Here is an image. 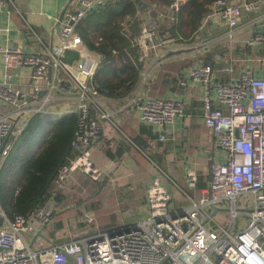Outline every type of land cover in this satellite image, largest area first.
<instances>
[{
    "label": "built area",
    "instance_id": "obj_1",
    "mask_svg": "<svg viewBox=\"0 0 264 264\" xmlns=\"http://www.w3.org/2000/svg\"><path fill=\"white\" fill-rule=\"evenodd\" d=\"M3 2L0 0V6ZM104 3L105 0H77L74 7L66 6L60 19L61 42L44 53L25 54L0 46L5 69H29L33 100L40 91L45 92L41 105L33 106L27 94L12 87L11 75L6 72L0 82V100L14 108L13 114L43 111L59 81L67 80L77 90L73 111L78 120L71 143L76 156L59 168L55 181L58 190L63 189L75 171L83 172L92 180L102 177L90 153V146L100 131L94 114L104 119L110 115L95 86L87 84L86 79L93 76L97 63L80 52L82 41L75 33V26ZM262 5L264 0H214L208 5L206 15L217 16L230 31L239 25L242 7L254 11ZM179 6L180 2L175 1L170 10L176 13ZM140 33L141 46H153L154 38L158 37L153 32V24L143 26ZM261 38L255 34L248 41L252 43ZM71 51L79 53L75 66L64 60L65 54ZM188 78L201 83L203 123L216 146L226 153L225 162L211 164L208 185L197 199L191 200L189 207L170 209V194L156 175L146 188L144 219L52 246L46 252L48 258L33 251L24 235H33L48 223L49 209L41 206L27 219L18 214L8 218L0 210V264H264V79L244 69L228 83L214 85L211 93L209 65L192 68ZM141 85L143 82L137 87L132 102L142 122L163 128L181 113L179 101L160 97L139 99ZM215 103L222 104L227 111L216 108ZM23 128L24 125L17 126L9 115L0 117L1 159L7 157L12 147L3 140L11 133L17 137ZM159 139L165 140V134L160 133ZM188 177V184L193 186V174L189 172ZM246 195L250 196L251 208H237L239 200ZM223 205L227 208H221ZM222 209L229 211L228 226H220L212 218ZM240 215L247 218V223L237 230L235 219Z\"/></svg>",
    "mask_w": 264,
    "mask_h": 264
},
{
    "label": "crops",
    "instance_id": "obj_2",
    "mask_svg": "<svg viewBox=\"0 0 264 264\" xmlns=\"http://www.w3.org/2000/svg\"><path fill=\"white\" fill-rule=\"evenodd\" d=\"M175 1L181 4L185 0H174L173 3ZM173 3L154 11L148 5L145 8L138 7L139 26L134 41L140 50L142 63L134 89L119 97L98 94L110 115L109 119H104L94 114L101 129L90 146V153L93 163L101 169L102 177L92 180L83 172L75 171L68 178L70 180L77 175L82 182L94 185L89 194L91 200L81 198L82 202L79 203L83 215L91 213L97 216L95 223L85 226V232L90 235L104 227L120 228L144 219L147 215L146 188L156 175L160 176L161 185L170 194V209L189 207L191 200L197 199L200 191L208 185L211 164L225 162L226 153L216 146L203 123L202 85L188 78L189 70L202 65L211 67V93L214 85L228 83L244 69H249L254 77L264 79V5L254 11L242 7L239 25L230 31L217 16H207L206 12L191 40L178 43L168 33L156 32L160 26L168 28L172 24L174 13L170 7ZM76 4L77 0H4L0 6V46L17 49L25 54H40L58 46L61 42V14L66 6L74 7ZM147 24H153V32L158 36L154 38L153 46H141L139 40L140 30ZM255 34L262 38L249 42ZM177 50L182 51L166 56L168 52ZM80 52L98 65L100 55L89 51L83 43ZM65 57L67 64L75 66L79 53L71 51ZM71 69L76 74L73 67ZM6 72L11 75L13 88L27 94L26 98L33 106L41 105L45 92L40 91L43 93L39 95V92L34 98L36 100H33L29 69H5L0 54V82ZM79 78L84 80L82 76ZM86 81L88 86L94 85L93 76ZM140 82L143 85L139 99L160 97L181 102V113L163 128L140 120L137 106L132 102ZM76 94L77 90L71 83L59 81L58 88L51 92V98L43 106V111L15 115L14 108L0 100V117L9 115L17 126L24 127L39 113H49L56 119L63 113L73 111ZM215 107L227 111L222 104L215 103ZM114 129L116 131L113 132ZM160 133L165 134V140L159 139ZM15 138L11 133L3 141L13 144ZM37 145L33 146V150ZM108 151L112 156L107 154ZM128 159L134 165L133 168L127 165ZM5 161L6 158H0V171ZM189 172L194 176L193 186L188 184ZM101 182H104L103 186H99ZM64 196L63 202L68 204L70 200L69 210L72 211L75 205L71 197L74 196ZM53 204L51 201L43 206L50 211ZM0 210L3 211L1 207ZM40 229L33 235H24V239L33 251L43 253L46 258L50 247L71 241L47 238ZM37 232L40 234L37 235Z\"/></svg>",
    "mask_w": 264,
    "mask_h": 264
},
{
    "label": "trees",
    "instance_id": "obj_3",
    "mask_svg": "<svg viewBox=\"0 0 264 264\" xmlns=\"http://www.w3.org/2000/svg\"><path fill=\"white\" fill-rule=\"evenodd\" d=\"M142 1L154 11L169 7L174 0ZM213 1L185 0L174 13L172 24L168 28L160 26L156 29L157 34L168 33L175 42H189L202 16L207 12L208 5ZM139 8L135 1L105 0L104 5L90 12L75 26V33L80 36L84 46L100 55L93 74L97 94L124 96L136 86L142 63L140 50L134 41L138 33ZM64 60L67 61L66 57ZM77 120L75 111L63 113L56 119L49 113L36 114L15 138L0 171L1 209L10 218L18 214L27 219L37 208L52 201L55 209L52 207L49 221L40 231L47 238L57 241L64 233L60 230L65 228L58 218L62 212L58 207L64 204L65 196L58 190L55 181L59 168L76 156L71 143ZM36 144L37 148L33 150ZM107 154L112 156L109 151ZM103 185L104 182L99 183V186ZM71 198L75 205L73 214L82 218L77 226L78 233L70 238L71 241H76L90 235L85 232V226L92 222L85 220L86 217L79 208L82 199L76 196ZM56 218L58 220L54 221ZM117 227H104L94 233L111 231Z\"/></svg>",
    "mask_w": 264,
    "mask_h": 264
},
{
    "label": "rangeland",
    "instance_id": "obj_4",
    "mask_svg": "<svg viewBox=\"0 0 264 264\" xmlns=\"http://www.w3.org/2000/svg\"><path fill=\"white\" fill-rule=\"evenodd\" d=\"M114 131H116V130L114 129L113 132ZM127 165L132 167V168L134 166L130 159L127 160ZM93 187H94V185L92 186V184L89 182H87V183L82 182L80 180V177L76 175V176L72 177L70 180L68 179L66 181V184L63 187V189L61 190V192L67 196L89 198V194L92 192ZM88 200H91V199L89 198ZM170 205L172 206V202ZM70 206L71 205H70V200H69L68 204L64 203V205H59V207H58L59 208L58 210H62V212H60V217H58V218L61 219V221L64 223V226H65V228L63 230H60L61 232H64L62 234V236L60 235V239H62L61 241L70 240V238H71V236H73V234L78 233L77 226L80 222H82V218L80 215L77 216V215L73 214V211L69 210ZM221 208H227V207H226V205H223ZM237 208L250 209L251 208L250 196L249 195L243 196L241 198V200H239V202L237 204ZM50 214H51V209H50ZM85 217H86L85 220L90 219L92 223L96 222L97 216L95 214H91V213L88 214L87 213V215L85 214ZM134 218H135V216H134ZM212 218L220 226H228L230 223L229 211L226 209L218 210L217 212H215L213 214ZM98 219H99V217H98ZM56 220H58V219L57 218L54 219V221H56ZM235 221H236L235 222L236 229L240 230L246 226L247 218L245 216L240 215V216L236 217Z\"/></svg>",
    "mask_w": 264,
    "mask_h": 264
},
{
    "label": "water",
    "instance_id": "obj_5",
    "mask_svg": "<svg viewBox=\"0 0 264 264\" xmlns=\"http://www.w3.org/2000/svg\"><path fill=\"white\" fill-rule=\"evenodd\" d=\"M135 2H136V4H137L138 7H142V8L147 7V4L144 3L142 0H135ZM63 12H64V10H63ZM63 12H62V14H63ZM62 14H61V17H62ZM181 51H182V50L170 51V52L167 53L166 56L168 57V56H171V55L179 54V53H181ZM42 93H43V92H40L39 95H41ZM0 222H1V218H0ZM39 234H40V233L37 232V235H39Z\"/></svg>",
    "mask_w": 264,
    "mask_h": 264
}]
</instances>
